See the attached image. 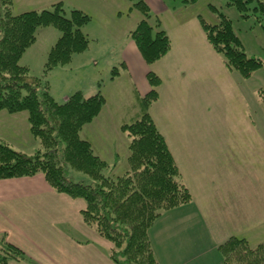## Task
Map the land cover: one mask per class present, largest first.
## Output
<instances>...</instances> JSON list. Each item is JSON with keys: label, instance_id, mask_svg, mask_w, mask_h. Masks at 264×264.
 I'll use <instances>...</instances> for the list:
<instances>
[{"label": "crops", "instance_id": "crops-1", "mask_svg": "<svg viewBox=\"0 0 264 264\" xmlns=\"http://www.w3.org/2000/svg\"><path fill=\"white\" fill-rule=\"evenodd\" d=\"M143 1L150 9L159 6L165 10L162 0ZM120 2L13 0L11 9L18 15L65 3L86 14H94L97 10L99 19L108 21L125 8L131 10L126 5L127 2L132 6L129 0ZM164 17L180 29L177 36L172 37L169 33L171 28L163 27L170 38L168 53L148 65L128 36L120 46L119 55L114 52L116 64H121L122 71L110 82L114 83L124 76L128 94L137 100L151 90L147 74L153 72L159 77L158 99L148 112L163 135L180 179L191 195L190 202L165 211L148 228L147 236L155 260L158 264H223L218 246L232 236L239 238L241 231L247 230L251 223L249 213L264 212V174L249 172L251 166L249 169L242 166L243 162L248 163L251 158L259 156L257 134L259 128H264V113L250 109V106L259 103L255 87L250 91L246 89L244 94L240 90L238 98L244 106L242 115L250 114V120L255 117L254 121L258 118L261 123L219 125L215 115L208 118L209 122L215 120V123H208L205 113L212 106L208 104V110L202 112L200 99L206 97L211 100L213 83L210 77L213 75L205 77L201 67L210 63L207 56L213 54L212 49L205 40L199 21L192 17L181 18L180 15L181 20L172 21L171 13L160 16ZM87 29L82 31L86 36ZM222 68L225 74L233 73L228 78L230 86H233V81L245 85L238 74L227 71L224 64ZM213 86L216 99L217 86L215 83ZM93 92L84 95L90 96ZM171 92L180 96L185 107V115L178 118L180 124L172 127L165 124L167 100H171ZM6 113L0 112V141L7 144L12 129ZM19 113L9 116L14 119ZM140 115L115 125H105L101 123L103 115L100 112L80 131L81 138L90 144L94 155L111 167L116 175L120 174L117 169L127 163L128 152L125 153L124 148L119 150L113 139L119 136L121 125L134 122ZM162 127L170 133L171 144ZM250 132L256 137L251 141L246 135ZM234 133L239 139H234ZM237 133L244 135L238 136ZM106 136L110 141L106 140ZM260 155L264 158L262 150ZM85 206L82 198H71L54 191L42 174L0 180V235L24 255V260L8 264H115L109 259L112 244L83 221L81 211ZM228 210L233 215L232 221L229 220Z\"/></svg>", "mask_w": 264, "mask_h": 264}, {"label": "trees", "instance_id": "trees-1", "mask_svg": "<svg viewBox=\"0 0 264 264\" xmlns=\"http://www.w3.org/2000/svg\"><path fill=\"white\" fill-rule=\"evenodd\" d=\"M12 3L0 0V112H26L29 131L41 148L26 154L0 141V180L42 174L54 191L85 201L83 221L112 244L110 259L115 264H158L148 228L165 211L191 200L165 139L148 112L158 98L161 80L153 72L147 74L151 90L141 98L143 114L124 126L130 138L129 170L115 176L79 136L81 129L100 113L104 102L100 93L85 96L76 92L56 103L44 82L30 76L28 69L19 64L25 50L35 42L37 29L43 27L61 33L47 54L44 72L68 64L73 54L87 48L88 39L81 28L89 17L76 9L69 10L66 17L67 9L61 3L15 15L11 13ZM227 4L243 17L251 11L258 22L264 21V0H227ZM132 6L142 19L129 37L151 65L168 53L170 40L163 30L155 29L157 25L151 26L150 10L143 0ZM199 23L206 42L221 56L227 71L247 80L264 67L260 60L245 54L224 15L219 14L217 24L210 25L200 18ZM117 75L116 70L111 79ZM257 96L264 98V86L257 90ZM68 169L87 176L90 182H74ZM218 252L223 264H264V241L251 248L245 239L232 236L218 246ZM22 260L24 255L0 235V264Z\"/></svg>", "mask_w": 264, "mask_h": 264}, {"label": "rangeland", "instance_id": "rangeland-1", "mask_svg": "<svg viewBox=\"0 0 264 264\" xmlns=\"http://www.w3.org/2000/svg\"><path fill=\"white\" fill-rule=\"evenodd\" d=\"M116 1L120 4V1L127 0ZM136 1L137 0L133 3L131 2V4L133 5ZM162 1L165 6L164 11L163 8H160L159 6L152 7L151 9L148 6L150 10L149 23L151 26L157 25L155 29L164 30L163 27L168 26V28H171L169 29V33L172 34V37H174L175 34L177 36L180 29H177L167 17L160 18V16H163L166 13H171L172 21L180 19V17L186 19L192 17L197 21H199V18L203 19L210 25L217 24L219 21V14H221L231 22L233 31L238 37L245 54L248 57L260 60L264 64V21L261 20L258 22L251 11L247 13L248 17H243L233 6L227 4V0H186L188 1L187 3L184 2L185 0ZM61 4L67 9L66 17H68L69 10L75 9L68 7L65 3ZM126 5L128 8H131L130 11H127V8H125L120 14L113 16L108 21L99 19L100 17H98L99 15L96 13L97 10L94 11V14L85 13L89 17V22L86 24L87 26H83L81 30L84 31L89 27L86 30L88 33L87 48L80 53L73 54L68 64L62 66L59 65L49 70L47 73L44 72L47 54L61 35V33L53 27L37 29L35 42L25 50V53L19 60V64L28 69L30 76L38 78L44 82L43 85H46L45 87H47V91L56 103H62L65 97L76 92H81L82 94H89L93 91L95 93L99 92L104 100L103 106L100 109V112L103 115L102 124L115 125L121 120L126 121V118L137 117L140 114V116H142L143 106L141 98L134 100L129 95L130 92L128 86H126V83L124 82V76H121V78L114 83L110 82L114 71H122L121 64H116L117 62L114 57V52L119 55L120 46L125 43L126 38L129 36V30H133L134 24L137 25L142 19L141 13L136 10L135 7L130 6L127 2ZM50 7L47 9H50ZM252 7L253 6L251 5L250 8ZM11 13L15 14L12 9ZM157 17L160 19L158 18L156 20ZM211 51L213 54H208L209 56H207V61L210 63H208L207 66L201 67V70L203 71L202 75L207 77V75L212 74L213 76L210 77L211 82L213 85L215 83L217 86L216 99L213 85L210 95L211 100L206 97L200 99L202 112L208 110V104L212 106L208 113L204 112L207 117V122L215 123V120L211 122L208 121L210 116L215 115L216 123L219 125H244L248 122L261 123L258 118L254 121L255 117H252V120H250V114H247L245 117L242 115L244 106L241 105L238 97H240V90L241 93L244 94L243 92H245L246 89L250 91L256 87V90H258L264 86V67L260 68L250 79L244 80L245 85L241 86L236 81H233V86H230L228 84V78L229 75L231 77L233 73L230 74L226 71L227 74H225L223 71L224 67L222 68L223 60L221 59V56L216 54L213 50ZM197 54L199 53L197 52ZM202 58L203 57H201V59ZM237 88L239 89L238 91L236 90ZM170 99L171 100H167L168 105L166 107L168 109V114L165 113V124L166 126L170 124L172 127L173 125L180 124L178 118L185 115V107L184 103L180 100L179 95H174V93L171 92ZM258 102L261 106L262 102H264V98H259ZM259 103L256 106H250V109L253 108L256 113L259 111L264 113V104L259 107ZM20 113L17 114L18 116H15L17 118L14 119L10 118L9 115L11 114L6 113L8 117L7 121L12 129L11 134L8 133L9 136L7 141L9 143L7 144H9V146L15 151L33 154L40 150V143L39 140L33 137L29 131L26 112ZM4 121L5 120L3 119V122ZM129 124L131 123H127V125ZM124 126L125 125H121L119 136L113 140L118 149L122 150V148H124L126 153L128 152L130 139L128 138ZM6 127L9 128L8 126ZM163 130L167 134L168 140L171 144L172 140L170 133H167L165 127ZM6 135L7 133L4 134V136ZM237 135L242 136L244 134L237 133ZM246 135L247 139L250 141L251 139L256 138L251 132ZM234 136V139H239V137H236L235 133ZM257 137L259 139V152L257 153L259 156L255 159L250 157L251 161L248 163L243 162L242 166L248 169L251 166L249 172L255 171L264 174V158L260 155L261 150L264 154V141L262 142V140H264V128L258 129ZM105 138L107 141H110L109 136H106ZM118 153L122 156L120 152ZM253 160L254 164L251 165ZM128 170L129 165L127 162L117 169L120 173L118 175H123ZM67 174L74 182H90V179L87 176L70 169L67 170ZM179 180L181 181V179ZM227 212L229 213V220L232 221V213L230 210ZM249 215L251 222L250 226L247 230L243 229V231H241L239 238L245 239L251 248H255L258 244L264 241V212H259L257 214L249 213ZM214 216H216V213H214ZM225 222H227V218H225ZM105 254L107 255V252Z\"/></svg>", "mask_w": 264, "mask_h": 264}]
</instances>
